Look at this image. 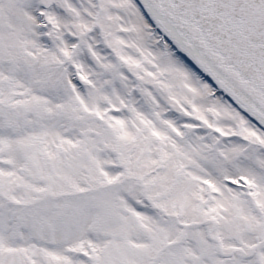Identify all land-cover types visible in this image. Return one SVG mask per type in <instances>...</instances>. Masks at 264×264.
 <instances>
[{"label": "snow or ice", "instance_id": "1", "mask_svg": "<svg viewBox=\"0 0 264 264\" xmlns=\"http://www.w3.org/2000/svg\"><path fill=\"white\" fill-rule=\"evenodd\" d=\"M0 264H264V0H0Z\"/></svg>", "mask_w": 264, "mask_h": 264}]
</instances>
